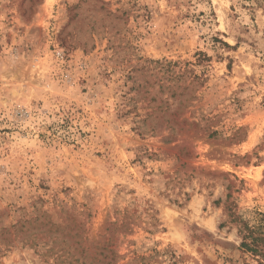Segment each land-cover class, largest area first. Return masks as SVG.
<instances>
[{
    "label": "rangeland",
    "instance_id": "rangeland-1",
    "mask_svg": "<svg viewBox=\"0 0 264 264\" xmlns=\"http://www.w3.org/2000/svg\"><path fill=\"white\" fill-rule=\"evenodd\" d=\"M249 230L264 0H0V264H264Z\"/></svg>",
    "mask_w": 264,
    "mask_h": 264
},
{
    "label": "trees",
    "instance_id": "trees-1",
    "mask_svg": "<svg viewBox=\"0 0 264 264\" xmlns=\"http://www.w3.org/2000/svg\"><path fill=\"white\" fill-rule=\"evenodd\" d=\"M225 44V43H224ZM227 45V44H225ZM176 64L175 63H168L167 66H169V71L171 72V79L173 81H177L179 78H182L187 71L181 73L180 71L176 72L173 68V66H175ZM197 79V76L194 77V79L192 80V82H190L187 86L183 87V94L180 93L179 96H182L185 94V92L191 87L194 85L195 81ZM186 102L183 101L181 102L184 103ZM216 133H213L212 136H214ZM248 239H251V242H247ZM264 239V237L262 236H255V233L253 230H249L248 234L244 235L243 236V242H242V247L247 249L249 252L255 254V255H259L261 250H260V242L261 240Z\"/></svg>",
    "mask_w": 264,
    "mask_h": 264
}]
</instances>
